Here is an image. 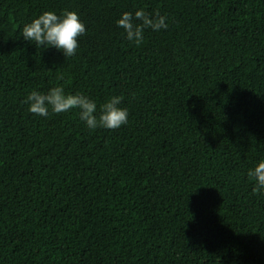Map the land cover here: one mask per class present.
<instances>
[{
    "label": "trees",
    "instance_id": "1",
    "mask_svg": "<svg viewBox=\"0 0 264 264\" xmlns=\"http://www.w3.org/2000/svg\"><path fill=\"white\" fill-rule=\"evenodd\" d=\"M166 16L140 46L116 20ZM74 11V56L20 36ZM62 86L126 126L88 130L77 111L28 112ZM264 0H0V264H264Z\"/></svg>",
    "mask_w": 264,
    "mask_h": 264
},
{
    "label": "clouds",
    "instance_id": "2",
    "mask_svg": "<svg viewBox=\"0 0 264 264\" xmlns=\"http://www.w3.org/2000/svg\"><path fill=\"white\" fill-rule=\"evenodd\" d=\"M167 17L159 13L149 14L143 8L134 12H123L116 20L117 27L123 29L125 39L140 46L144 41L146 29L159 32L167 29ZM86 26L74 11H63L60 14L46 11L21 29L20 36L24 41L39 49H55L64 58L72 57L79 48L78 38L84 35ZM121 96H111L98 105L96 101L82 93H67L62 86H54L47 91L33 89L24 98L28 112L47 118L49 113L61 114L77 111L79 121L94 131L98 128L117 130L128 123L129 112L121 107ZM247 177L252 182L254 194L264 196V159L258 160L247 170Z\"/></svg>",
    "mask_w": 264,
    "mask_h": 264
}]
</instances>
